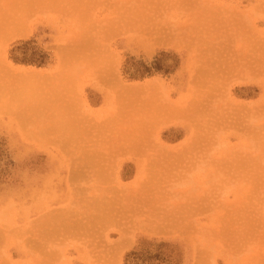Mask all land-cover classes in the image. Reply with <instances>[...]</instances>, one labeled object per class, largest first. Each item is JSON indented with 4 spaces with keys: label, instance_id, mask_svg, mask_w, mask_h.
Masks as SVG:
<instances>
[{
    "label": "rangeland",
    "instance_id": "1",
    "mask_svg": "<svg viewBox=\"0 0 264 264\" xmlns=\"http://www.w3.org/2000/svg\"><path fill=\"white\" fill-rule=\"evenodd\" d=\"M0 264H264V0H0Z\"/></svg>",
    "mask_w": 264,
    "mask_h": 264
},
{
    "label": "trees",
    "instance_id": "2",
    "mask_svg": "<svg viewBox=\"0 0 264 264\" xmlns=\"http://www.w3.org/2000/svg\"><path fill=\"white\" fill-rule=\"evenodd\" d=\"M155 67H156V66H155ZM153 68H154V67H153ZM145 70H146V71H149L150 69L147 68V67H145ZM154 70H158L157 67H156Z\"/></svg>",
    "mask_w": 264,
    "mask_h": 264
}]
</instances>
